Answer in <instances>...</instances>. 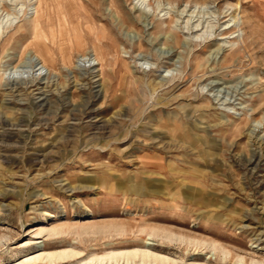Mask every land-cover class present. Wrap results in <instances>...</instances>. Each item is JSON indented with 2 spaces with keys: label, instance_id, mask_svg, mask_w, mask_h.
Here are the masks:
<instances>
[{
  "label": "rangeland",
  "instance_id": "obj_1",
  "mask_svg": "<svg viewBox=\"0 0 264 264\" xmlns=\"http://www.w3.org/2000/svg\"><path fill=\"white\" fill-rule=\"evenodd\" d=\"M51 1L0 0V264L35 242L86 263L153 227L180 264H264V0H77L57 68L33 26Z\"/></svg>",
  "mask_w": 264,
  "mask_h": 264
},
{
  "label": "bare ground",
  "instance_id": "obj_2",
  "mask_svg": "<svg viewBox=\"0 0 264 264\" xmlns=\"http://www.w3.org/2000/svg\"><path fill=\"white\" fill-rule=\"evenodd\" d=\"M6 1H8V0H6ZM38 1H39V3H41V0H38ZM52 1H51V3H52ZM76 2H77V0H66V3L64 5L66 10L65 11L63 10L64 8L62 7L63 6L62 5L61 7L63 9L61 8L60 11H58V13H57V18H56L57 22L55 23L54 20L52 21L51 20L52 17L50 19L51 21L50 20L47 21V26H49V33H47L45 31L44 25L42 23H39V24L37 23L36 25H33V26H35L34 31H35V35H36L35 44L37 46L38 55H39L41 62L43 63V66H46L48 64L50 66L56 65V59L57 58L55 59V52L52 49L53 46L58 47V50H59L60 56H61V60L64 64H66L68 61H70V59L68 57L70 55V50H69L70 46L68 47L69 44H67V42L69 40L71 41L72 39H76V40H78V42L81 41V37H80L79 32H78L79 26H77V25L75 26L76 23L73 26V23H72L73 22V19H72L73 16L71 17L69 12L67 11V9H73L75 7ZM49 4H48V6H49ZM37 5H38V3H37ZM54 5H56V4H54ZM44 6H45V4H44ZM52 7H55V6H52ZM77 8H78V6H77ZM79 9L81 10L80 7H79ZM73 10H71V11H73ZM76 11H77V9H76ZM73 13H75V11ZM88 13L85 12L86 15ZM53 18L55 19V17H53ZM34 23H35V21H34ZM81 23L82 22L80 21L78 23V25ZM79 31H81V30H79ZM47 41L50 42V44H48ZM99 47H96V51L94 54L95 55V61L91 63L92 67H95L97 65H101V63H102L103 54H102V51L100 50ZM67 57H68V59H67ZM103 62H104V60H103ZM73 64H74V62H73ZM55 67L57 68V66H55ZM97 77H98V74H97ZM78 80H76V82ZM96 81H99V79H97ZM38 83H40V81H38L37 84H35V85H38ZM25 89L26 88H24L22 86L21 87H14V88H11V92H13V94H15V93L21 92ZM37 89L41 90V88H37ZM42 94H45V92H41V95ZM85 223L88 224V223H91V221H87ZM93 228H94L93 225L82 226L81 227L82 233H88V232H90L89 230L93 229ZM45 229L46 228L44 226L37 228L36 229L37 236L42 235L44 233ZM95 229L96 228H94V230ZM104 229L105 228L101 226V227H98V229L96 231L100 232V231H104ZM59 232H61V228H53L51 230H47V235L53 236V235L58 234ZM142 232L146 233L149 236V238L145 242L144 248H138V249H134V250H124V251H120V250L117 251L116 250V251L109 252L104 256L95 257V258H92L88 262L86 261V263H80V264H92V263H95V264H180V262H179L180 260L178 261L177 259L170 257L169 255H167L165 253L160 252L159 250H157V248L155 247V245L153 243H150V242L148 243V241L152 240V238H157V237H161V236H164V237H166L172 241L173 238L176 239L175 235H173L169 231H166L165 229H162L159 227L158 228H154V227L153 228H144L142 230ZM177 239L181 240L182 244L183 243H189V242L190 243L196 242L199 245L201 244V242H197L194 239L187 238L184 236L183 237H181V236L177 237ZM35 243H37V244L40 243L38 245L40 250H37L36 253L27 257L21 264H61L68 259L77 258L78 256L81 255V252H79L78 250H74V249L73 250H64V251H46L45 248L43 247V245L41 244V242H35ZM203 245H205V243H203ZM210 245L212 246L213 251H215V252L221 251L223 253L224 260H226L228 258V256L231 254L229 251H227L226 249H224L220 245H217L215 243H212ZM240 260H243V258H240ZM12 264H15V263H12ZM193 264H203V263H196L195 262ZM252 264H258V263L253 260Z\"/></svg>",
  "mask_w": 264,
  "mask_h": 264
}]
</instances>
